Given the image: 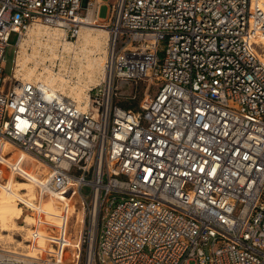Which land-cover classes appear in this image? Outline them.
<instances>
[{
    "label": "built area",
    "instance_id": "obj_1",
    "mask_svg": "<svg viewBox=\"0 0 264 264\" xmlns=\"http://www.w3.org/2000/svg\"><path fill=\"white\" fill-rule=\"evenodd\" d=\"M103 2L0 0V194L27 154L43 182L18 203L72 200L61 224H40L64 228L63 259L29 238L0 243V264H264V0H113L101 16ZM90 12L108 53L86 107L16 74L32 24L76 40ZM139 80L137 107L115 100Z\"/></svg>",
    "mask_w": 264,
    "mask_h": 264
},
{
    "label": "bare ground",
    "instance_id": "obj_2",
    "mask_svg": "<svg viewBox=\"0 0 264 264\" xmlns=\"http://www.w3.org/2000/svg\"><path fill=\"white\" fill-rule=\"evenodd\" d=\"M88 20L89 22L84 24L76 40L66 38L63 30L58 27L40 22L32 24L20 42L16 74L23 79L42 81L55 90L73 96L86 107L88 89L105 76L104 64L108 53L107 28L90 23L91 12ZM256 42L264 47V32L260 33ZM26 158L29 159L27 154H19L14 157L13 164L16 165L15 168L19 172H23L22 174L27 176V183L15 179L14 169L4 170L7 179L5 183L1 184L0 236H7L8 240L13 241L15 239L11 232L24 230L23 232L27 233L25 240L30 238L34 241L32 247L36 245V242L43 246L47 245L48 241L45 228L40 224L46 221L61 224L62 209L67 210L68 216L72 203L71 201L67 203L63 198L64 203H62L57 198L58 194L53 193L52 197L41 199L39 204L31 203L35 207L36 214H30L27 212L28 210L19 205L17 203L19 198H23L27 202L35 199L37 184L43 182L39 176L29 173L33 171L35 162L26 160ZM25 165L28 166V169L25 168ZM27 188L32 189L30 195L25 192ZM52 202L59 204L56 208L48 209L46 204ZM22 217L26 224L19 223L18 220ZM34 224L37 225L36 228L33 226ZM5 231L10 233H4ZM23 244L25 242L19 240V245L23 246ZM53 251L55 254L57 253L56 249Z\"/></svg>",
    "mask_w": 264,
    "mask_h": 264
},
{
    "label": "rangeland",
    "instance_id": "obj_3",
    "mask_svg": "<svg viewBox=\"0 0 264 264\" xmlns=\"http://www.w3.org/2000/svg\"><path fill=\"white\" fill-rule=\"evenodd\" d=\"M111 2H113V0H104V2L102 3L101 8H100V14L102 16L107 15L108 10H109V4ZM92 24H94L96 26L103 27V26H101V25H99L97 23H92ZM16 39H17V33H15V32L11 33L10 38H9V41H10L11 44L8 46V48L6 50V55H5V58H6V63H5V66H4V73L5 74H11L12 73V67H13V64H14V57H15V48H16L15 42H16ZM258 46L260 47V52H263V56H264V47H262L261 45H258ZM146 85H147V82L145 80H139L137 82L127 83V85L124 86L121 89L120 93L116 96L115 100L117 102H119L120 104H122V105H130V104H132V105H135V107H137L142 102L143 98L145 97ZM154 92H155V87L151 86V88L149 90V93L153 94ZM36 165H37L36 163L33 164L32 170L34 172L37 171L34 168ZM25 168L28 169V166L25 165ZM33 171H30L29 173H34ZM23 176H25V175H23ZM24 178H20L18 176L15 177L16 180H20V181H23V182L27 183V176H25ZM20 191L22 192L23 190H20ZM25 192L30 195L32 193V189L31 188H27L25 190ZM61 198H63L67 203H70V201H72L71 198H65V197H62V196H61ZM17 203H18V200H17ZM18 204L21 205L20 203H18ZM58 204H59L58 202L47 203L46 207L48 209H53V208H56L58 206ZM21 206L23 207V205H21ZM23 208H26V207H23ZM64 210L65 209H62L63 213L67 212V210H65V211ZM27 212H29V211H27ZM30 214H32V213L30 212ZM66 216H67V214H66ZM18 221H19V223L26 224V222L24 220V217H22ZM23 231L24 230H22V231L21 230L12 231L11 233H12L14 239H15L13 241H11L10 239L8 240L7 236H4V235L1 234L2 236H0V243H2L4 245H7V246H10V247H14V246H17V247L20 246L21 247L22 245H19V240H20V241L25 242V244H23L22 248L26 247V244H28L30 242L28 241V238H27V240H25V237L27 236V233L23 232ZM4 233H10V232L9 231H5ZM45 234H46L47 241L50 240V239H54L57 242H59V248H56V250H57L56 255L63 259L64 256H65L63 248H64L65 241L67 240L66 239V233H65L64 229H60L59 232L56 233V234H52V233H49V232L45 231ZM73 243H74V241H73ZM32 248H35V247H32ZM84 259H85V252H84V256L82 257V264H84V261H85ZM190 264H195V261L194 260L190 261Z\"/></svg>",
    "mask_w": 264,
    "mask_h": 264
},
{
    "label": "trees",
    "instance_id": "obj_4",
    "mask_svg": "<svg viewBox=\"0 0 264 264\" xmlns=\"http://www.w3.org/2000/svg\"><path fill=\"white\" fill-rule=\"evenodd\" d=\"M125 106H128V107H129V106H130V107H133V106H135V105H132V104H130V105H125Z\"/></svg>",
    "mask_w": 264,
    "mask_h": 264
},
{
    "label": "water",
    "instance_id": "obj_5",
    "mask_svg": "<svg viewBox=\"0 0 264 264\" xmlns=\"http://www.w3.org/2000/svg\"><path fill=\"white\" fill-rule=\"evenodd\" d=\"M126 82H122V85H124Z\"/></svg>",
    "mask_w": 264,
    "mask_h": 264
},
{
    "label": "crops",
    "instance_id": "obj_6",
    "mask_svg": "<svg viewBox=\"0 0 264 264\" xmlns=\"http://www.w3.org/2000/svg\"><path fill=\"white\" fill-rule=\"evenodd\" d=\"M102 16V15H101Z\"/></svg>",
    "mask_w": 264,
    "mask_h": 264
}]
</instances>
